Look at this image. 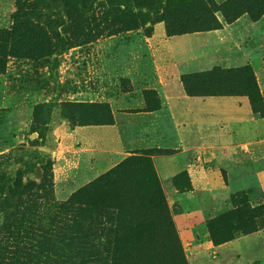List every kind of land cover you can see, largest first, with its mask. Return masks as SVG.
Segmentation results:
<instances>
[{
	"label": "rangeland",
	"instance_id": "rangeland-1",
	"mask_svg": "<svg viewBox=\"0 0 264 264\" xmlns=\"http://www.w3.org/2000/svg\"><path fill=\"white\" fill-rule=\"evenodd\" d=\"M14 8L15 0H0V28L10 26ZM156 23L149 34L144 27L113 34L103 30L95 40L53 54L49 62L0 57V154L21 148L23 177L35 181L43 155H49L51 203L59 204L130 153L146 152L188 264H264V116L251 110L246 96L234 108L235 97L208 99L201 110L216 111L210 135L219 144L210 147L211 157L202 167L190 174L181 169L163 180L154 159L172 149L158 147L162 141L155 133L169 134L168 118L141 112L152 111L146 104L152 107L157 100L161 107L153 87L157 74L179 77L214 65L250 64L264 95V14L256 21L243 14L216 30L171 36L163 22ZM170 82L164 88L175 92ZM144 90H153L156 97L153 92L144 96ZM65 101L105 102L113 124L87 125L98 130L92 140L72 134L79 126L60 120L59 102ZM45 102L54 106L42 142L37 135ZM145 145L149 147L138 148ZM96 163L95 172L74 181ZM6 164L12 173L18 166L13 159ZM8 217V210L0 207V233Z\"/></svg>",
	"mask_w": 264,
	"mask_h": 264
},
{
	"label": "trees",
	"instance_id": "trees-1",
	"mask_svg": "<svg viewBox=\"0 0 264 264\" xmlns=\"http://www.w3.org/2000/svg\"><path fill=\"white\" fill-rule=\"evenodd\" d=\"M243 14L258 20L264 0H15L10 26L0 28V57L49 62L103 30L144 27L149 34L163 22L171 36L216 30ZM179 81L189 96H246L251 110L264 116V95L248 63L185 72ZM148 92L156 97L153 90L144 96ZM53 106L45 102L40 109L42 142ZM159 107L158 100L146 104V110ZM59 115L70 126L113 124L105 102H59ZM20 149L0 154V207L9 214L0 233V264H188L148 153H130L52 204L51 157L43 155L35 181L23 177ZM11 159L18 165L13 173L6 164Z\"/></svg>",
	"mask_w": 264,
	"mask_h": 264
},
{
	"label": "crops",
	"instance_id": "crops-1",
	"mask_svg": "<svg viewBox=\"0 0 264 264\" xmlns=\"http://www.w3.org/2000/svg\"><path fill=\"white\" fill-rule=\"evenodd\" d=\"M160 23L156 24L160 25ZM159 29L161 31V28ZM171 79V87L175 89V92L170 93L166 92L164 86H169ZM155 82L156 86L153 87L158 89L161 107L156 110L141 112L146 116L157 117L163 115L168 118L169 134L162 132L158 136L155 133L162 141V145L158 144V147L172 149L170 153L157 155L154 159L158 167V174L160 173L159 176L165 180L181 169H185L190 174V171H195L199 166L202 167V162L208 159L207 155L211 157L212 150H210V147L217 146L220 142L210 135L216 111L207 108L201 110V106L212 97H235V101L231 104L234 108V104L240 100L245 103L246 98L244 96H189L184 93L179 77L174 75L170 78V75L157 74ZM60 120L63 121L61 118ZM85 130H90V132L84 133ZM97 131V128H92V126H79L78 128H72L70 133L92 140L91 136L94 137L93 132ZM148 147L145 145L138 148ZM98 168L99 164H94L90 169H85L86 171L78 175L74 181L84 180Z\"/></svg>",
	"mask_w": 264,
	"mask_h": 264
},
{
	"label": "water",
	"instance_id": "water-1",
	"mask_svg": "<svg viewBox=\"0 0 264 264\" xmlns=\"http://www.w3.org/2000/svg\"><path fill=\"white\" fill-rule=\"evenodd\" d=\"M41 149H43V150H48L47 148H45V147H41Z\"/></svg>",
	"mask_w": 264,
	"mask_h": 264
}]
</instances>
